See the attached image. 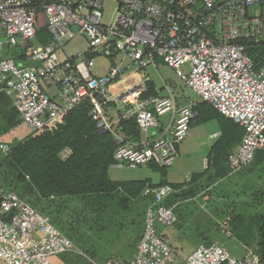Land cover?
<instances>
[{"label": "built area", "instance_id": "2783aa9c", "mask_svg": "<svg viewBox=\"0 0 264 264\" xmlns=\"http://www.w3.org/2000/svg\"><path fill=\"white\" fill-rule=\"evenodd\" d=\"M108 2L116 11L105 23ZM75 39L86 49L67 55ZM263 49L264 0H0V82L20 121L32 135L52 131L64 124L70 109L87 102L88 118L115 138L110 167L118 170L172 167L188 137L193 107L203 101L243 130L226 158L228 173L246 167L264 151ZM96 57L108 62L102 76L92 72ZM158 61L173 70L194 100L179 105L170 92L142 99L146 70ZM135 74L138 82L112 92ZM165 115L171 120L161 127ZM129 119L137 126L136 140L121 135L120 124ZM8 150L0 143V152ZM69 154L65 150L62 156ZM207 166L205 158L203 170ZM172 192L169 185L143 190L151 203L135 254L127 262L112 257L104 264H179L162 238L177 220L175 205H166ZM74 254L82 253L46 217L0 187V264H50ZM180 264L261 262L253 249L237 259L211 243L196 247Z\"/></svg>", "mask_w": 264, "mask_h": 264}, {"label": "rangeland", "instance_id": "374dc122", "mask_svg": "<svg viewBox=\"0 0 264 264\" xmlns=\"http://www.w3.org/2000/svg\"><path fill=\"white\" fill-rule=\"evenodd\" d=\"M104 22L109 21L115 14L116 8L112 3L104 5ZM86 48L84 42L75 39L69 43L65 49L67 55H73L83 52ZM94 75H103L108 62L100 57L94 59ZM129 73V72H126ZM129 79L117 84L119 92ZM132 80H134L132 78ZM138 82V79L133 81ZM148 83H153L158 96L165 97L168 92L175 95L181 104L183 100H194L193 94L182 84L175 76L172 69L166 65H161L158 70L148 69L145 87ZM1 86V84H0ZM12 110V107H10ZM10 109H4L0 105V126L5 122L4 116H7ZM12 114V111H11ZM18 116V115H17ZM18 120L19 117H18ZM24 125L23 123L21 126ZM18 126L7 134L0 133V143L12 145L15 141L22 139L23 129ZM221 126L217 119L193 124L188 132V137L178 147V157L173 166L167 173L171 175L169 179L173 183H183L190 181L195 174H203L197 182L190 183L184 191L177 192L180 197L170 199L166 205L171 206L178 203L176 212L178 214L177 223L173 226L176 231L182 235L181 241L171 242L170 246L175 251L176 260L180 264L181 260L188 256L190 252L198 246H206L211 243L226 248L229 253L237 259H242L248 250H255L256 235L248 229L247 238L250 245H243L235 236L229 237L227 234L230 229L227 228L225 216L230 210L236 211L240 216L249 218L255 214H264V198L258 199L253 193L264 190V172L252 168L248 165L240 172L226 176L223 180L209 182V171H203L204 159L215 152L218 154L219 145L223 138H219ZM217 133L216 139H211L210 135ZM0 152V185L6 188L14 187L6 183L4 178L5 159ZM117 170V169H115ZM117 171H115L116 173ZM143 170L122 169L117 173L123 177L143 176ZM151 173V171H150ZM158 176L157 173H154ZM18 192V191H17ZM19 192L22 190L19 189ZM24 199L44 215L50 224L56 227L61 233L67 236L73 245L88 258L97 253L104 258L103 261L117 257L115 252L125 248H136L142 234L146 207L149 200L140 199L135 201L129 212H119L114 205H110L108 210H100L97 206H87L78 201L66 204L59 213L49 208L46 204H36L31 199ZM151 203V202H150ZM177 205V204H176ZM176 242V243H175ZM193 247V250L189 251ZM135 251V249H134Z\"/></svg>", "mask_w": 264, "mask_h": 264}, {"label": "trees", "instance_id": "16d2710c", "mask_svg": "<svg viewBox=\"0 0 264 264\" xmlns=\"http://www.w3.org/2000/svg\"><path fill=\"white\" fill-rule=\"evenodd\" d=\"M38 1L49 4L57 0ZM39 39L41 43L47 42L48 39L44 31L39 33ZM262 54L264 56V49ZM260 65L262 63H258L257 66ZM0 84V105L4 109H10V114L4 116L5 122L0 126V133L7 134L12 129L21 126L22 121L18 120L12 103L5 96L4 84L2 82ZM157 93L153 83H148L142 99H146L148 96H157ZM88 111L87 102L77 105L70 109L63 125L52 131L45 130L33 135L29 133L23 139L9 145V150L3 158L5 159L4 178L6 183L16 190L2 185L0 187L17 195L36 211L38 210L30 205L24 197L33 200L35 207L36 204H46L57 213L63 206L73 203V201L90 207L97 206L103 211L108 210L112 204L119 212H129L135 201L140 199L149 200L150 204L151 198L144 197L142 192L148 186L154 187L153 185L139 181H114L108 176V169L114 161L113 152L117 144L110 132H101L96 128L94 121L88 118ZM193 112L195 115L192 125L209 119L219 121L221 126L219 138H223V142L219 145L218 150L221 149V151L218 154L215 151L206 157L208 166L202 172L212 173L210 177H207L209 182L223 180L226 176H230L225 167L226 158L240 144L243 130L230 119L219 115L207 102L197 103L193 107ZM120 126L121 135L125 139L136 140L139 138L138 129L133 119L122 122ZM65 150H69L70 154L63 157L62 153ZM251 164L253 170L258 169V171L264 172V151L256 152L248 165ZM150 166L162 177H165L167 168ZM202 175L195 174L186 183L170 185L173 192L167 202L180 197L181 195L177 192L184 191L190 183L194 184ZM164 185L162 183L157 186ZM19 189L22 192H19ZM259 189L253 194L258 199H262L264 190ZM177 206L178 203H175L174 212L178 220ZM38 213L42 215L39 211ZM225 219L231 236H235L243 245H250L246 234L248 229L255 233L257 238L254 244L255 252L261 264H264V214H255L245 218L237 214L236 211L230 210Z\"/></svg>", "mask_w": 264, "mask_h": 264}, {"label": "crops", "instance_id": "0c3cea01", "mask_svg": "<svg viewBox=\"0 0 264 264\" xmlns=\"http://www.w3.org/2000/svg\"><path fill=\"white\" fill-rule=\"evenodd\" d=\"M45 33V32H44ZM46 34V33H45ZM86 49V48H85ZM84 49V50H85ZM161 65H163V64H161V62H157V64H156V66L155 67H152V68H150V69H153V70H158V68L161 66ZM149 69V68H148ZM147 69V70H148ZM147 70H146V73H147ZM104 75V74H103ZM98 76H102V75H98ZM128 78H131V80L129 79V81H128V83L126 84V86H124L121 90H123V89H125V88H127V86H129V85H132L134 82V80H136V79H139L140 77H139V75H128V76H126L123 80H121V82L120 83H122V82H124L126 79H128ZM132 78L134 79V80H132ZM139 81V80H138ZM120 83H118V84H120ZM184 85V84H183ZM117 90V84H116V86L113 88V91H116ZM112 91V92H113ZM157 91V90H156ZM158 92V91H157ZM114 93H116V92H114ZM158 94V93H157ZM158 96V95H157ZM175 96V95H174ZM154 97H156V96H154ZM175 98L177 99V102H178V104L179 105H182L180 102H179V100H178V98L175 96ZM186 102L187 101V99H185V100H183V102ZM195 115V114H194ZM170 120H171V117H170V115H165L164 117H162L161 119H160V124H161V127H165L167 124H169V122H170ZM20 128H22L23 129V133H24V135H23V137H22V139L24 138V137H26L27 135H29V130L27 129V127L25 126V125H22ZM212 135H217V133H214V134H211L210 135V138H211V136ZM188 136V135H187ZM180 146V145H179ZM179 148L180 147H178L177 148V155H178V152H179ZM179 156V155H178ZM151 165V164H150ZM150 165H148V166H146V167H140L139 169H142L143 170V176H137V177H129V178H125V177H123V175H120V174H118L117 172L119 171L118 169L117 170H115L114 168H109L108 169V176L112 179V180H114V181H120V182H129V181H139V182H147V184H150V185H153L154 187H158L157 185H160V184H162V183H164L165 185L164 186H167V185H172V184H174V185H177V184H183V183H186V182H183V183H173V182H171L170 181V179H169V176L171 175V173L170 172H168L167 173V171H168V169H170V168H168L167 170H165V177H162V175L159 173V172H157V171H154L152 168H151V166ZM115 171H117L116 173H115ZM150 171H151V173H150ZM154 173H157L158 174V176L156 175V174H154ZM171 187V186H170ZM147 188V187H146ZM183 189V188H182ZM146 214V213H145ZM145 218V217H144ZM180 232L179 231H176L174 228H173V226L172 227H169L168 229H165V230H163V232H162V238L167 242V243H169V244H171V242L172 241H174V240H177L176 242L177 243H179L181 240V238H182V235L181 234H179ZM175 242V243H176ZM134 249H136V248H132V247H129V248H125V249H120L118 252L116 251L115 252V255H117V257H115V256H112V257H115V258H118V259H120L121 261H124V262H127V261H129V260H131V258L133 257V255L135 254V252L136 251H134ZM191 250H193V247L192 248H190V250L189 251H191ZM82 253V252H81ZM77 255H79V256H76V255H62V256H57V257H55V258H52V259H50V264H104L106 261H103L104 260V258L103 257H101L99 254H98V252L97 253H94L93 254V257H92V259L91 258H88L87 256H85L83 253L80 255V254H77Z\"/></svg>", "mask_w": 264, "mask_h": 264}, {"label": "bare ground", "instance_id": "6f19581e", "mask_svg": "<svg viewBox=\"0 0 264 264\" xmlns=\"http://www.w3.org/2000/svg\"><path fill=\"white\" fill-rule=\"evenodd\" d=\"M116 85H114L113 87H112V90H113V88L115 87Z\"/></svg>", "mask_w": 264, "mask_h": 264}]
</instances>
